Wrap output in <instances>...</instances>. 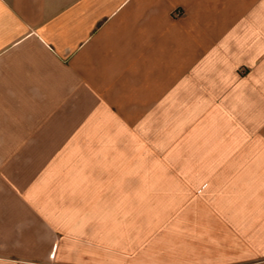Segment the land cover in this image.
Listing matches in <instances>:
<instances>
[{
	"label": "crops",
	"instance_id": "0c3cea01",
	"mask_svg": "<svg viewBox=\"0 0 264 264\" xmlns=\"http://www.w3.org/2000/svg\"><path fill=\"white\" fill-rule=\"evenodd\" d=\"M168 121L192 168L51 163ZM0 264H264V0H0Z\"/></svg>",
	"mask_w": 264,
	"mask_h": 264
},
{
	"label": "rangeland",
	"instance_id": "374dc122",
	"mask_svg": "<svg viewBox=\"0 0 264 264\" xmlns=\"http://www.w3.org/2000/svg\"><path fill=\"white\" fill-rule=\"evenodd\" d=\"M173 124L168 121L162 129L156 130L137 127L99 128L90 131L88 136L84 135L82 144L51 145V158L60 160L50 161L59 169L109 170L116 173L146 170L156 174L161 170L192 168V161L185 159L187 154L203 152V147L189 140L185 135L186 129L176 128ZM121 189L116 184V190ZM120 192L116 195H122ZM135 207L127 199L115 200L117 225L131 217V212L137 211Z\"/></svg>",
	"mask_w": 264,
	"mask_h": 264
}]
</instances>
